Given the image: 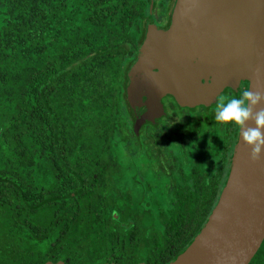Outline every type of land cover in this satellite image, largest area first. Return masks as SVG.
Instances as JSON below:
<instances>
[{
  "label": "trees",
  "instance_id": "obj_1",
  "mask_svg": "<svg viewBox=\"0 0 264 264\" xmlns=\"http://www.w3.org/2000/svg\"><path fill=\"white\" fill-rule=\"evenodd\" d=\"M162 1L0 0V264H169L202 231L236 141L156 153L169 120L142 124L127 92Z\"/></svg>",
  "mask_w": 264,
  "mask_h": 264
},
{
  "label": "water",
  "instance_id": "obj_2",
  "mask_svg": "<svg viewBox=\"0 0 264 264\" xmlns=\"http://www.w3.org/2000/svg\"><path fill=\"white\" fill-rule=\"evenodd\" d=\"M242 80L252 91H264V0H177L169 28L148 29L128 72L127 92L145 124L165 114L167 95L185 104L208 103ZM250 152L239 134L210 218L169 264H250L264 242V156L253 162Z\"/></svg>",
  "mask_w": 264,
  "mask_h": 264
},
{
  "label": "flooded vegetation",
  "instance_id": "obj_3",
  "mask_svg": "<svg viewBox=\"0 0 264 264\" xmlns=\"http://www.w3.org/2000/svg\"><path fill=\"white\" fill-rule=\"evenodd\" d=\"M164 16L167 17L164 23L161 25L156 24V26L160 30H167L171 24L172 16L170 18L169 26H167V22H168L167 14H165ZM248 86H249V82L242 80L234 88H227L222 94L232 97L233 89L238 90V92H240L242 88L245 87L248 88ZM228 89H230V91ZM176 101H177L176 98L171 95H167L163 97L162 105L165 114L159 119L166 117L169 120V122L164 124L162 128L158 131V133H160L162 137L163 133H167L169 130L168 132L169 135L167 134V137L175 138L176 139V140L174 139L175 142L181 145V152L179 155L182 156L183 151L185 149H189L190 147H192L191 145L192 143H196L198 146L197 148L199 150H203V146L205 144L209 146V142L204 141V137L205 138L209 137V139L214 141L216 133L213 130L219 131L220 135L218 136L221 139L220 148L222 149V155H224V153L226 152L227 154H230L234 141H236L235 144L237 145V141L240 134V129L238 126H235L233 124L225 125L223 123L216 122L214 120V115H215L214 110L213 109L208 110L206 107H203V105L194 107V110H192L193 108L190 107L176 108L175 105ZM159 119H156L155 123ZM171 131L173 134H170ZM173 138L170 140L168 138L163 139L162 137V138H158V140L156 141L153 140V145L156 147L155 152L157 153L160 151L161 148H163V145L161 144L162 140L167 143V146H170L171 143H168L167 141H172ZM225 140H227L226 145H225ZM172 143H174V141ZM215 144L213 145L215 146ZM232 161L230 162L229 165V173L231 170ZM189 169H191V167Z\"/></svg>",
  "mask_w": 264,
  "mask_h": 264
},
{
  "label": "clouds",
  "instance_id": "obj_4",
  "mask_svg": "<svg viewBox=\"0 0 264 264\" xmlns=\"http://www.w3.org/2000/svg\"><path fill=\"white\" fill-rule=\"evenodd\" d=\"M262 103L264 91H252L245 87L240 90L238 97L219 95L214 106L216 122L225 125L231 123L239 127L244 143L251 148L250 159L253 162H259L264 156V107H260ZM249 121L254 122L255 126H249Z\"/></svg>",
  "mask_w": 264,
  "mask_h": 264
},
{
  "label": "rangeland",
  "instance_id": "obj_5",
  "mask_svg": "<svg viewBox=\"0 0 264 264\" xmlns=\"http://www.w3.org/2000/svg\"><path fill=\"white\" fill-rule=\"evenodd\" d=\"M164 1L165 0H163L161 2V5H162V3ZM163 5L162 6H157V8L155 9L156 11H155L154 15H155V21L157 22V25L163 24L164 21L167 19V17L164 16L165 15V10H164L165 5L164 6ZM174 129H176V128H174ZM170 134H173L172 131L170 132ZM162 137H163V139L169 138V137H167V133H163ZM162 137H161V134H160V137L159 138H162ZM174 139L175 138H173L172 141H167L168 143H171L170 146H169V150H170V152H171V154L173 156H179V154L181 152V145L179 143L175 142L176 139L175 140ZM173 141H174L175 144L172 143ZM161 144L163 145V147H167V143L164 142L163 140L161 141ZM142 163H143V160H141V164Z\"/></svg>",
  "mask_w": 264,
  "mask_h": 264
}]
</instances>
